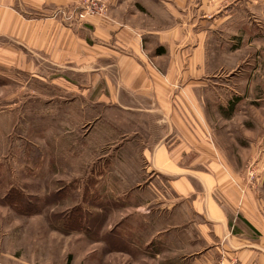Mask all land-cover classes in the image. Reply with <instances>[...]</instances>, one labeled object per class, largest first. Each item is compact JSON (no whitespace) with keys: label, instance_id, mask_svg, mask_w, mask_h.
Listing matches in <instances>:
<instances>
[{"label":"rangeland","instance_id":"374dc122","mask_svg":"<svg viewBox=\"0 0 264 264\" xmlns=\"http://www.w3.org/2000/svg\"><path fill=\"white\" fill-rule=\"evenodd\" d=\"M86 1L67 0L65 17L81 20ZM237 1L231 33L209 37L218 77L206 115L222 161L256 200L264 232V0ZM97 8L93 16H104L105 1ZM50 77L0 68V264H200L190 260L198 240L162 234L167 223L151 213L148 144L120 141L110 125L119 124L118 112L104 125L102 104L72 105ZM148 130L155 128H143L145 139Z\"/></svg>","mask_w":264,"mask_h":264},{"label":"crops","instance_id":"0c3cea01","mask_svg":"<svg viewBox=\"0 0 264 264\" xmlns=\"http://www.w3.org/2000/svg\"><path fill=\"white\" fill-rule=\"evenodd\" d=\"M66 1L0 0V68L45 81L53 73L60 98L103 105L104 125L118 112L119 124L110 125L120 141L148 144L143 188L151 213L167 223L162 234L198 240L190 260L264 264L256 200L222 161L206 115L218 77L209 37L231 33L240 2L104 0V16L79 20L65 17ZM251 29L242 25L246 35Z\"/></svg>","mask_w":264,"mask_h":264},{"label":"built area","instance_id":"2783aa9c","mask_svg":"<svg viewBox=\"0 0 264 264\" xmlns=\"http://www.w3.org/2000/svg\"><path fill=\"white\" fill-rule=\"evenodd\" d=\"M99 4V0H87L85 7L83 8V12L79 15V18L83 19L86 16H93L94 14H101L103 9H98L97 6ZM218 264H224L220 262ZM234 264V262H233Z\"/></svg>","mask_w":264,"mask_h":264},{"label":"trees","instance_id":"16d2710c","mask_svg":"<svg viewBox=\"0 0 264 264\" xmlns=\"http://www.w3.org/2000/svg\"><path fill=\"white\" fill-rule=\"evenodd\" d=\"M160 52H161V51H158V53H160ZM230 105H231V106H230V109H231V107H232V109H233L234 103H231ZM66 264H68V262H67Z\"/></svg>","mask_w":264,"mask_h":264}]
</instances>
